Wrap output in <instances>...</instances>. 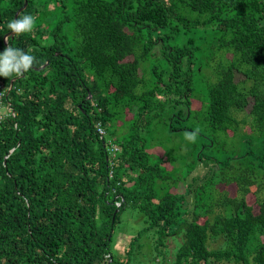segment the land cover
Returning a JSON list of instances; mask_svg holds the SVG:
<instances>
[{
    "label": "trees",
    "instance_id": "trees-1",
    "mask_svg": "<svg viewBox=\"0 0 264 264\" xmlns=\"http://www.w3.org/2000/svg\"><path fill=\"white\" fill-rule=\"evenodd\" d=\"M25 1L0 0V52L37 61L0 76V264H264V0H27L33 29L6 43ZM164 114L215 134L189 141L188 176L210 165L185 192L145 136ZM128 209L143 227L117 252Z\"/></svg>",
    "mask_w": 264,
    "mask_h": 264
},
{
    "label": "rangeland",
    "instance_id": "rangeland-1",
    "mask_svg": "<svg viewBox=\"0 0 264 264\" xmlns=\"http://www.w3.org/2000/svg\"><path fill=\"white\" fill-rule=\"evenodd\" d=\"M219 62V59L212 60L208 63V66L205 68V72L207 75L214 76L212 68ZM157 63L161 66L162 61L157 60ZM205 75V74H203ZM243 77L241 74L236 75V80L241 81ZM202 97V94H200ZM198 97V99H202ZM204 97V96H203ZM200 106H203L200 104ZM199 106V108H200ZM250 108L247 107L245 110V114H248ZM243 116V114L241 115ZM131 115L127 116L126 118L129 119ZM121 118V117H120ZM201 118L192 117L188 121L187 124L190 125L191 129H200L201 131L208 132L210 136H214L215 134L205 128L202 125ZM122 123V121H119ZM157 129L153 130L150 129L149 131L145 132V136L147 137L149 144H150V152L154 153L152 155V160L155 158L164 160L162 163L166 170V175L169 174V177L166 179L165 189L171 190L173 192H185L188 189V184L190 183V179L192 176L199 175L203 172L204 169L210 165L209 162L205 164H200L198 168L188 176V170L192 167V155L190 153V142L184 141L183 135L180 132L172 133L168 130V118L166 114L162 115L159 118V121L156 122ZM222 136V134H220ZM223 137V136H222ZM235 147L238 146L239 149H242L241 142L238 144H234ZM234 145H229L230 147H234ZM191 157V158H190ZM236 186L231 185L227 187L228 192L230 195L234 196L236 191ZM188 200L193 201L192 195L188 196ZM255 197H250V201L255 202ZM124 215L122 217L121 223L115 228L114 233V249L117 252L123 251L125 247V242L128 241V238L132 235H135L142 227H143V215L139 213L138 210L128 209L124 211ZM178 234V233H177ZM174 235V237H168L165 247V257L168 258V262H171L175 257V252L177 247L181 244V233L179 235ZM180 242V243H179ZM222 239L214 242V244H220ZM147 250H145V253ZM153 256V255H152ZM150 255L145 254L142 259V264H148L149 260L151 259ZM135 264H140L136 262ZM225 264H237V263H225Z\"/></svg>",
    "mask_w": 264,
    "mask_h": 264
},
{
    "label": "clouds",
    "instance_id": "clouds-1",
    "mask_svg": "<svg viewBox=\"0 0 264 264\" xmlns=\"http://www.w3.org/2000/svg\"><path fill=\"white\" fill-rule=\"evenodd\" d=\"M34 23L35 17L29 14L24 15L22 18L11 20L8 23V28L14 34H21L32 31ZM34 63H37V61L33 55L25 52L23 49L8 46L2 52H0V76L10 77L13 74L17 76L22 75L23 73L27 72ZM99 123H101V125L105 128V135L107 136L108 131L106 126L102 122ZM199 131L200 130L197 128L191 132H185V139L195 143Z\"/></svg>",
    "mask_w": 264,
    "mask_h": 264
},
{
    "label": "built area",
    "instance_id": "built-area-1",
    "mask_svg": "<svg viewBox=\"0 0 264 264\" xmlns=\"http://www.w3.org/2000/svg\"><path fill=\"white\" fill-rule=\"evenodd\" d=\"M5 90H6V88L4 87V88H3V92L0 93V118H2V115H3L5 112L7 113L8 111H10V112L15 116V112L3 104V102H4V97H5V96H3V95H5ZM98 131H99V133L102 134V135H105V134H106V130H105V128L101 125V123L98 124Z\"/></svg>",
    "mask_w": 264,
    "mask_h": 264
},
{
    "label": "water",
    "instance_id": "water-1",
    "mask_svg": "<svg viewBox=\"0 0 264 264\" xmlns=\"http://www.w3.org/2000/svg\"><path fill=\"white\" fill-rule=\"evenodd\" d=\"M27 5H28V1L26 0L25 1V3H24V5L21 7V8H19V10H17V12L15 13V19L16 18H18L19 17V14L27 7ZM14 33L12 32V31H10V32H8L7 34H6V36H5V42L7 43V38H8V36L9 35H13ZM114 218H115V215H114ZM113 218V219H114Z\"/></svg>",
    "mask_w": 264,
    "mask_h": 264
}]
</instances>
